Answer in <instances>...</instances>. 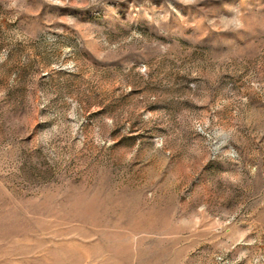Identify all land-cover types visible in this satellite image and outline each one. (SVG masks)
<instances>
[{
	"label": "rangeland",
	"instance_id": "374dc122",
	"mask_svg": "<svg viewBox=\"0 0 264 264\" xmlns=\"http://www.w3.org/2000/svg\"><path fill=\"white\" fill-rule=\"evenodd\" d=\"M0 264H264V0H0Z\"/></svg>",
	"mask_w": 264,
	"mask_h": 264
}]
</instances>
